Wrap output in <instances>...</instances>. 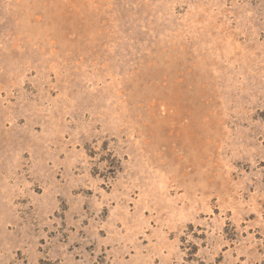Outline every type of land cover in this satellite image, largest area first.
Wrapping results in <instances>:
<instances>
[{"label": "rangeland", "instance_id": "1", "mask_svg": "<svg viewBox=\"0 0 264 264\" xmlns=\"http://www.w3.org/2000/svg\"><path fill=\"white\" fill-rule=\"evenodd\" d=\"M0 264H264V0H0Z\"/></svg>", "mask_w": 264, "mask_h": 264}]
</instances>
